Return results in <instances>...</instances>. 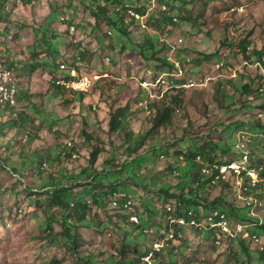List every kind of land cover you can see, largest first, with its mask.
Returning <instances> with one entry per match:
<instances>
[{
	"label": "rangeland",
	"instance_id": "rangeland-1",
	"mask_svg": "<svg viewBox=\"0 0 264 264\" xmlns=\"http://www.w3.org/2000/svg\"><path fill=\"white\" fill-rule=\"evenodd\" d=\"M150 1L0 0V55L14 69L19 92L14 108H0V264L139 262L143 250L163 239L168 224L165 205L178 196H191L190 206L204 203L207 212L227 210L231 204L233 222H240L248 212L231 192L195 190L185 175L193 168L177 158L207 143L217 145L219 156L225 159L234 153L241 131L254 136L259 131L253 123L256 82L251 91L242 88L256 76L259 66L249 62L239 44L245 40L248 52H264V0H171L177 21L171 29L160 24L157 30L170 43L182 38L172 44L173 52L170 47L166 51V56L176 60L177 71L171 73L149 59L148 52L146 56L139 53L138 46L145 39L158 50L157 36L135 28L125 36L108 21L114 18L112 11L119 2L145 8ZM240 6L243 12L236 11ZM151 13V21L162 15L159 9ZM158 54L165 56V51ZM222 60L225 68L216 70ZM74 66L79 77L108 76L96 81L88 93L58 89V77L69 75L66 71ZM233 71L238 75L231 79ZM158 76L162 79L155 86ZM177 78L185 82L196 78L206 85L173 91L170 95H178L181 102L164 106L169 98H160L161 90ZM143 80L150 83L148 90L154 96L147 97L148 102L156 99L148 114L137 106L147 95L139 84ZM164 107L171 112V123L154 127L156 108ZM117 108L127 115L126 130L132 132L133 142L141 143L136 153H125L122 133L108 131L110 112ZM254 141L258 153H264V143ZM68 142L79 153L76 159L63 148ZM224 149L229 154H222ZM122 156L132 161L115 170V161ZM173 167L179 168L180 177L170 173ZM9 168L17 169L26 181L24 187ZM77 179L84 182L70 188L66 196L68 204L78 206L81 217L74 222L62 223V211L50 203L49 196L31 191ZM107 180L116 183L121 196L127 193L139 203L136 215L143 225L132 226L109 207ZM260 215L263 222L259 225L245 221L259 242L247 238L217 242L210 230L191 227L154 263L264 264V250L260 251L264 210Z\"/></svg>",
	"mask_w": 264,
	"mask_h": 264
},
{
	"label": "trees",
	"instance_id": "trees-1",
	"mask_svg": "<svg viewBox=\"0 0 264 264\" xmlns=\"http://www.w3.org/2000/svg\"><path fill=\"white\" fill-rule=\"evenodd\" d=\"M27 1H29V0H25V2H27ZM110 1L111 0H105V2H110ZM152 1L153 0L148 2V5L145 8L136 7L134 4H129V3H125V2L124 3L119 2V3L115 4L114 10L112 11L114 18L113 19L109 18L108 21L110 22L111 26H114L116 29H118L121 34H124L125 36H129L130 28L140 29V27H139L138 21H136V20L129 21V17L127 15V10L125 8V5L128 4V5L132 6L137 13H139L141 15H145L147 13V11H148L149 6H151V4H152ZM92 2H95V0H92ZM158 4H161V5L162 4H166L167 7H168V12H163L162 10L159 9V12H161L162 15L161 16H157V19H155V20L152 19V21H151V18H152V13H151L147 23H148V27L151 29L149 32L151 34L157 36L158 40H159L160 36H159V32H157V30L159 29V25L160 24L161 25L164 24L166 27L171 29V27L174 26L175 23H173L171 21L170 14H172V12H174L177 15V10H176V8L172 7V1L171 0H158ZM99 10L104 12V13H107L105 11L104 7H99ZM181 13L184 14V11H182ZM107 16H108V14H107ZM140 30H142V29H140ZM142 31H144V30H142ZM145 31H148V30H145ZM239 45L241 47L242 52H244L246 54V58L249 60L250 63L259 62L260 64H262L264 66V52L262 50L252 49V51L248 52L247 51L248 50V44H247V42L245 40H242ZM138 47H139V53L142 56H146L145 52H148L149 53V57L148 58L151 59V60H154L156 63H158L161 68H166L168 70V72H170V73L177 71V67L175 65V62H170L169 60H167L166 51L169 50V46L167 44L160 42V47H159L160 49L158 48V50H156L154 45H153V43H152V41L150 39H145V40H143V42ZM157 51L158 52L165 51V54H164L165 56H163V55L160 56L159 55L160 53L158 54ZM85 54L86 53H84V52L80 53V57L84 58ZM198 60H195V63H200V61H198ZM75 64L77 66L78 63H75ZM244 65H247V64H244ZM155 68H159V67L155 66ZM224 68H225V63H224V67L222 69H220V70H223ZM72 69H75L76 72H78L77 71V67L74 66V68H72ZM65 77L69 78V75H65ZM263 78H264V74L260 73V68L258 67L256 76L252 77V79L249 82L245 83L243 85V87H242L243 91H245V92L251 91V89L253 87V84L256 82L255 89L252 90L254 95H255L254 100L256 101V103H255L256 104L255 105V113H254V122L253 123L258 125L259 131L254 136V140H257L258 142L260 141V143H264V120L261 119L259 117V115H258L259 111L264 109V93L259 91V88H260V85H261V79H263ZM231 79H233V78H231ZM174 80L173 81L171 80L170 81L171 83L168 84L170 86L168 88L169 90L166 89V91H164L161 94L162 96L160 98H163V97H164L163 99H165L167 97L169 98V102L166 103L164 106H167V105H170V104L178 105L181 102V100L179 99L178 95H170V94H172L173 91H180L181 92V90H183L184 88H175V86L182 85L183 83H185V80H183L181 78H177V79H174ZM157 85H160V82ZM60 88H62V87L58 86V89H60ZM161 91H163V89ZM165 95H167V96H165ZM155 100L156 99H153V100L148 102L149 110H152L153 107H155V102L152 103ZM10 108H14V107H10ZM10 108L6 107V108H2V109H10ZM155 112L156 113H155L154 117L152 118V122H153V126L154 127L162 126V125L163 126L170 125V123H171V117H170L171 112L168 109V107L156 108ZM127 125H128V123H127V115L124 113V110L119 109V108L111 110L110 115H109V120H108V131L110 133H113V132L122 133L123 134V142L127 144V146L125 148V153L133 154V153L137 152L138 148L141 146V143H139L140 142L139 140H136V141L133 142V140H132V137H133L132 132H130V130L129 131L126 130V126ZM241 132H244V131H241ZM86 137L87 136L84 135V138L82 139L83 140L82 142L85 141ZM68 143H66L63 146V148L66 150V153L70 154V157L72 159H76L78 157L79 153H77V151H76L77 149L75 148V145L71 144L69 146ZM256 147H258V144L254 145L253 153H255L256 155H259L258 156V161L259 162H263L264 153H258V151L256 150ZM217 148H218L217 145H214V144H210L209 145V144L206 143L203 146L196 147V150H195L194 153L186 151L185 153L181 154L177 158V161L183 162V163H185V164H187V165H189V166H191L193 168L192 172L187 171V173L185 175L190 177L192 185H194V189L195 190L202 189V188H204L206 190L207 189L210 190V189L219 188L220 192H231V195H234L232 187H231V185L229 186L228 183H224L221 186H217V187H210L208 185L206 177L203 176L201 174V172H200L201 164L197 161V157L198 156H200L201 159L204 162H206V163H212L215 160H218L219 162L223 161L222 157L219 156L220 153L217 152ZM229 149L222 150V154H229L228 153ZM233 152L234 153L232 155L230 154V155L227 156V158H226L227 161H232L234 158L237 157L238 153L235 152V149L233 150ZM58 154H60V153H58ZM162 156H163V158H165L164 154H161L160 158H162ZM122 158H125V159L121 163V159ZM121 159L119 157V161H115L116 162L115 163L116 164L115 170L121 168L125 164H127V163L132 161L131 157H126V156H122ZM112 164H113V161L111 162V165ZM44 165H46V164H44ZM16 170L17 169L13 170L12 168L8 169V171L10 173L13 174V172H14V173L18 174L19 177H17V176L16 177L18 178L19 181L20 180L22 181L23 187H24V184L26 183V181L24 179H21L20 173L18 171H16ZM174 170H178L179 171V168L178 167L177 168L173 167L170 170V173L173 176H174ZM180 175H181V172H180ZM180 175L179 176H174V177H180ZM73 178H76V177H73ZM92 179H93V177H92ZM83 182L84 181H81V179H77L73 183L64 184V185L51 183L52 185H43L41 187H38L40 189H38L37 187L36 188L35 187L31 188V191L35 195L43 194L45 196H49L50 203L53 206L58 207L62 211V218H61L62 223L71 222L72 219L80 218L81 216L78 215V206L77 205H73V203H69L68 204L67 200H66V196H67L68 192L70 191V188H72L73 186L77 185L78 183H83ZM92 182H94V181H92ZM107 182H109L108 187H106L104 189H105V192H109L108 194H106V195H109L108 199L110 198L109 199L110 201L108 200L109 201V207L112 208V209H115L116 212L121 213L122 217L125 220H127L130 223H132V226H141V225H143L144 222H142V221L131 222L129 220L130 214L131 213H133V214L135 213L136 214V210H137L138 207H135L134 210L131 211L130 213L127 212V210L123 208L122 205H123L124 200L128 196V195L126 196L127 193H123V195L121 196L120 194H122V193H118L116 191L117 190L116 187H115L116 183L112 182V181H109V180H107ZM88 186L90 187V185H88ZM43 189H46V190H43ZM92 192H94V191H92ZM116 193H118V195ZM98 196H100V199L104 198V196L101 197L100 194ZM119 196H121L120 199H117ZM112 199H116V201H117V205L116 206H111L110 202H111ZM190 200H192L191 196L189 197V196H185V195L181 196V197L178 196V197L170 199V201L166 205L174 204V203L178 204V201L182 205V207H177L174 211H170V212L166 210V205H165V212L167 214V221H168L167 227L165 229L166 233H168L171 230V228H173L174 231H175V235L177 236L178 230L182 231V233H183V231L186 228H189V227H185V226H183V227L179 226L177 223L170 224V219H179V218L184 216V214L182 212V209H184V208H186V209L195 208L197 210L200 206H202L203 210H204L203 212L207 213L206 209L208 208V206L205 205L206 208L204 209V203L203 204H199L198 206H196L197 202H196V204H194L195 206H190L188 204ZM229 206H230L229 209H227V210L226 209H221V210L225 211L228 214V216L231 218V212L230 211L233 210L234 206L231 205V204H229ZM217 209H219V208H217ZM63 214H65L66 217H64ZM80 214L82 215L83 213L81 212ZM246 216L247 215L245 213L244 218L242 217L240 220L243 221V222L250 221V220H248L246 218ZM78 221H80V220H78ZM72 222H74V221H72ZM51 224H52L51 221L47 222L48 231L51 230V227H50ZM259 224L260 223L257 221L256 225H259ZM250 232L256 233L255 231H252V229H250ZM166 233H165V235H166ZM67 235H70V234H67ZM183 237H184V234H183V236L180 239H182ZM240 241L243 242L244 240H240ZM152 243H151V245H149V247L147 249L143 250L142 254L140 255L141 258H140L139 262H137V261L136 262L129 261L128 263L124 262L123 264H137V263L144 264V261L142 260V256L144 254H146L150 250V248L152 246ZM75 245H76V242L72 238V246H75ZM170 245H172V243H170ZM168 246L169 245L164 247L163 250L161 252H159L158 254H162L164 252V250H166V248H168ZM124 249H125V245L121 244L120 247H119V251L123 252ZM262 252L263 251H261V253ZM114 253L116 254L117 252H114ZM157 255L154 257V260L156 259ZM53 264H56V262L54 263V261H53Z\"/></svg>",
	"mask_w": 264,
	"mask_h": 264
},
{
	"label": "built area",
	"instance_id": "built-area-1",
	"mask_svg": "<svg viewBox=\"0 0 264 264\" xmlns=\"http://www.w3.org/2000/svg\"><path fill=\"white\" fill-rule=\"evenodd\" d=\"M253 2L255 0H248ZM257 1V0H256ZM127 10V15L129 21L136 20L138 21L139 27L142 30L151 29L148 27V19L150 13L153 10L160 9L163 12H168V7L166 4H158V0H153L151 6H149L148 11L145 15L137 13L134 8L130 5H125ZM238 12L244 11V6L236 8ZM172 22L177 21L176 13L172 12L170 14ZM71 30H74V26L71 27ZM111 34V32H108ZM161 43H165L170 47V52H173L174 46L172 44H177L182 41V38H178L175 42L170 43L164 37H159ZM167 60L174 62L175 60L167 56ZM189 61V59H188ZM257 67L260 68V73L264 74V66L259 62H256ZM61 69L66 68L65 64L60 65ZM224 67V61H220L216 65V69L220 70ZM69 74V78L65 76H59L57 84L63 89L73 91L76 93H88L92 90L96 81L103 77H107L108 74L103 75H94L93 77H79L75 69L66 71ZM237 77V72L233 71L229 78ZM162 77L158 76L153 82V85L157 86ZM140 86L147 91L146 99H141L137 102V106L144 110L147 114L150 113L148 108L147 97L153 98L154 96L148 90V83L146 80H143L139 83ZM204 81L197 80H188L182 85L175 86V88H196L200 86H205ZM170 86L167 85L163 89L162 93L166 91ZM259 91L264 93V78L261 79V85ZM161 93V94H162ZM19 92L17 79L15 77L14 69L7 67L0 55V107H15L18 102ZM259 117L264 120V109L259 111ZM83 141V140H81ZM70 146L71 143H68ZM255 145L254 135H251L247 132H240L237 138V143L235 144V152L238 153L237 157L232 161H227V159L222 158V162L215 160L212 163L204 162L200 156L197 157V161L201 164L200 172L203 176L206 177L208 185L210 187L221 186L224 183L232 187L234 196L236 200L240 202L241 206L246 207L248 212L246 213V218L250 221L263 222L260 215L261 211L264 210V160L263 162L258 161V156L253 153V147ZM163 158V156H162ZM125 158L121 159V162ZM182 159V158H181ZM44 166V164H43ZM180 172L174 170V176H179ZM47 189V188H46ZM43 189V190H46ZM111 206H116V199L111 200ZM123 208L127 212H131L135 207L140 206L139 203L134 201L133 197L128 195L123 202ZM177 207H182L181 203L178 201L174 204L166 205L167 211H174ZM184 214L183 217L179 219H170V224L177 223L179 226H185L189 228H199L210 230L217 237V242L222 240H246L250 239L254 242H259V236L257 233H252L247 230L248 223L239 220L240 222H233L234 220L228 216V214L217 208L209 210L207 213L203 212L202 207H199L197 210L195 208L182 209ZM129 220L131 222H139V218L136 214L131 213ZM214 231V232H213ZM183 236L182 231L178 230L177 236L173 228L166 233L164 238L161 241H154L150 250L142 256L144 264H155L154 257L163 250L164 247L170 245L173 240H177ZM264 250V246H260V251Z\"/></svg>",
	"mask_w": 264,
	"mask_h": 264
}]
</instances>
